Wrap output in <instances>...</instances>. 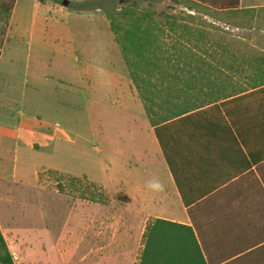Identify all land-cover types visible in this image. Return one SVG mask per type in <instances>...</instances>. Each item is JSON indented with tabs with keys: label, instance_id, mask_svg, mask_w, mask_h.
<instances>
[{
	"label": "rangeland",
	"instance_id": "1",
	"mask_svg": "<svg viewBox=\"0 0 264 264\" xmlns=\"http://www.w3.org/2000/svg\"><path fill=\"white\" fill-rule=\"evenodd\" d=\"M21 1V20L43 16L45 9L33 7L32 0ZM127 4L133 11L152 10L158 20L169 13L177 14L178 22L205 31V47L217 56L226 46L234 48L233 42H228L231 35L261 32L260 26L251 29L254 14L215 11L210 16L204 9L189 11L188 1L183 0H126L121 4L118 0H70L68 12L61 16L52 14L49 42L36 41L30 48L13 38L3 46L4 35L0 32V124L17 119L20 110L24 114L38 112L45 122L77 134L75 141L54 140L38 151L20 150L16 162L6 158V177L0 181V231L12 264H83L85 244L95 243L104 257L98 264H106L105 256L111 251L128 254L127 264H137L143 228L149 214L157 213L158 208L156 202H151V209L144 210L145 203L135 200L139 196L126 194L127 170L151 163L147 155L151 158L154 149L148 146L147 131L142 130L144 136L137 138L133 146L129 132L135 129L137 135L139 130L132 121L118 122L119 116L126 113L113 102L116 93L107 99L110 94L101 86L105 75L100 68L111 67V52L100 50L96 39L98 35L112 34L107 12ZM187 12L195 18L182 17ZM2 27L0 18V30ZM79 64L96 70L90 83L78 78ZM35 68L49 74L48 80L39 81L36 88L23 85L24 71ZM61 77L77 80L73 86L52 89ZM130 113L141 125L145 119L142 108ZM119 133L125 135L124 140ZM142 146L145 156L132 154L133 149L142 150ZM71 175L84 184L90 180L99 184L107 202L78 197L80 187L73 190L68 184ZM136 180L142 182L143 177ZM87 264L95 262L88 259Z\"/></svg>",
	"mask_w": 264,
	"mask_h": 264
},
{
	"label": "crops",
	"instance_id": "2",
	"mask_svg": "<svg viewBox=\"0 0 264 264\" xmlns=\"http://www.w3.org/2000/svg\"><path fill=\"white\" fill-rule=\"evenodd\" d=\"M31 3L37 9H45L43 16L21 20L19 13L24 1L15 0L3 46L10 38L26 44V48L36 41L48 43L52 14L61 16L68 12L67 5H62L61 1L58 4L52 0H32ZM237 8L239 12L254 14L251 29L260 26L261 32L230 36L228 42H233L234 48L226 46L220 53L223 63L218 68L224 73L221 80L179 83L185 87L218 90L220 92L215 93L218 98H209V103L156 126H152L145 115L113 35L96 38L100 50L111 52V67L100 68L105 75L101 86L110 94L107 99L116 93L113 102L126 113L119 116L118 122L132 121L139 130L137 135L135 129L128 131L133 146L137 138L144 136L142 130H145L148 146L154 149L152 159L149 153L147 155L151 163L128 166L131 168L127 170L126 194L139 196L131 200L145 203L144 210L151 209V202L157 203L158 212L150 213L147 220L159 217L191 225L203 246L222 256L225 251L246 248L236 236L245 235L248 239L251 235H264V77L261 81L254 76L264 75V0H238ZM2 58L3 48H0V64ZM209 69L210 73L215 71ZM94 71L79 64L78 78L90 83ZM48 76L41 69L25 70L22 84L36 88L39 81L46 82ZM57 80L59 83L52 85V89L73 86L77 79L61 77ZM236 89L244 90L232 94L231 90ZM140 108L145 119L137 125L130 111ZM17 114L14 121L0 124V181L6 177L7 157L16 162L20 150L38 151L52 145L54 140L77 139L75 132L45 122L38 112L24 114L20 110ZM122 137L124 140L125 135ZM145 150L142 146V150L131 152L139 158L146 155ZM136 177L138 180L143 177V181H137ZM153 179L160 180L162 190L152 191L146 187ZM81 258L83 264H87L88 259L98 264L104 257L95 243L85 244ZM127 258L128 254L115 251L105 256L106 264H127Z\"/></svg>",
	"mask_w": 264,
	"mask_h": 264
},
{
	"label": "trees",
	"instance_id": "3",
	"mask_svg": "<svg viewBox=\"0 0 264 264\" xmlns=\"http://www.w3.org/2000/svg\"><path fill=\"white\" fill-rule=\"evenodd\" d=\"M14 1L0 0V18L3 21L1 36L6 32ZM183 1H188L186 8L189 11L204 9L205 14L210 16L215 11L218 14L239 12L238 0ZM185 14L182 17L189 20L195 18L193 13ZM107 17L109 29L152 126L201 107L209 103V98H218L215 95L220 92L218 90L179 84L191 81L207 83L223 78L224 73L218 68L223 59L221 55L211 54L205 47L208 39L204 30L196 31L187 23L178 22L179 17L175 13L158 20L152 10L133 11L128 4L108 11ZM209 68L215 71L210 73ZM254 76L261 81L264 77L259 73ZM241 90L231 92L234 94ZM68 184L73 190L80 187L78 197L81 199L107 202L102 187L94 181L84 184L80 178L71 175ZM235 239L243 241L246 248L231 249L222 256L217 251L206 249L191 225L152 218L147 220L142 233V248L137 264H219L229 258L232 259L222 264H264V235H251L248 239L245 235H238ZM0 264H12V256L1 231Z\"/></svg>",
	"mask_w": 264,
	"mask_h": 264
},
{
	"label": "clouds",
	"instance_id": "4",
	"mask_svg": "<svg viewBox=\"0 0 264 264\" xmlns=\"http://www.w3.org/2000/svg\"><path fill=\"white\" fill-rule=\"evenodd\" d=\"M146 187L152 191H159L162 190L163 185L159 179H153L147 183Z\"/></svg>",
	"mask_w": 264,
	"mask_h": 264
},
{
	"label": "water",
	"instance_id": "5",
	"mask_svg": "<svg viewBox=\"0 0 264 264\" xmlns=\"http://www.w3.org/2000/svg\"><path fill=\"white\" fill-rule=\"evenodd\" d=\"M124 1H126V0H118V3L121 4ZM61 3H62V5H67L68 4V0H61Z\"/></svg>",
	"mask_w": 264,
	"mask_h": 264
}]
</instances>
